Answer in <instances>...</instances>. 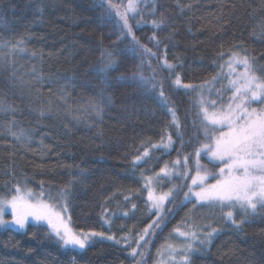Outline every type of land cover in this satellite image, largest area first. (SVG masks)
Instances as JSON below:
<instances>
[{"label": "trees", "instance_id": "1", "mask_svg": "<svg viewBox=\"0 0 264 264\" xmlns=\"http://www.w3.org/2000/svg\"><path fill=\"white\" fill-rule=\"evenodd\" d=\"M137 8L129 14L133 34L157 53L151 69L145 63L143 72L163 82L168 104H161L169 118L151 100L154 105L133 98L134 91L123 82L120 88L108 87L113 104L102 118L84 110L101 83L92 71L106 33L99 0H0V45L23 41L26 49L0 69V103L16 109L0 113V196H10L16 183L45 194L67 186L76 231L126 237L120 244L94 237L83 250L65 249L44 225L0 229V264H156L174 229L205 226L201 207L187 201L181 205L182 196L167 204L165 224L149 228L158 214L148 201L146 179L205 142L197 102L201 94L218 99L219 93L224 103L232 95L226 68L221 69L230 51L247 55L264 79V0H142ZM161 18L164 24L157 29L152 21ZM132 48L140 60L147 59L129 37L124 47L112 50L118 65L126 63L123 55ZM161 57L174 65L172 74L161 69ZM177 74L182 83L204 85L203 92L177 87ZM9 128L18 135L22 131L27 140H16ZM167 135L174 141L171 148H149V157L133 165L138 150L162 138L167 142ZM161 181L157 193L178 188L181 179ZM209 223L218 232L211 245L189 257V264H264V210L246 218L240 229L224 221ZM146 228H159L158 235L149 232L147 244L139 241L143 256L133 258L131 249Z\"/></svg>", "mask_w": 264, "mask_h": 264}, {"label": "snow or ice", "instance_id": "2", "mask_svg": "<svg viewBox=\"0 0 264 264\" xmlns=\"http://www.w3.org/2000/svg\"><path fill=\"white\" fill-rule=\"evenodd\" d=\"M142 0H127V5L121 3H113V0H99V6L104 9L101 14V20H109L115 15L119 18L117 21L119 25V34L117 41L123 40L131 36L132 41L137 47L141 49L142 57L137 65L136 70L130 75L126 76L120 73L116 77H111L110 72L118 65V61L113 57V51L109 48H104L101 51V59L95 71L101 75V83L95 98L89 99L87 112L94 113L97 117L102 118L103 113L107 107L113 104L111 95L107 94V89L113 79L118 81H129L132 84L143 89L142 94L159 89V98L161 102L168 104V99L165 96L163 82L157 81L155 75L145 76L143 67L145 63L151 69V58H157V53L153 52L151 48L140 44L132 31V25L129 23V13H137V5ZM123 9V10H122ZM152 24L159 29L163 26L164 20H153ZM152 39L156 40L159 45L160 41L156 39L155 34ZM117 42H113L112 47L115 48ZM6 50V51H5ZM26 49L23 47V41H17L15 45L9 47L8 44L0 45V69L8 66L9 59L17 53H25ZM35 55V53H32ZM224 53H220L223 58ZM160 60V67L162 70L169 71L170 74L174 72V65L166 58H158ZM254 61H251L247 55L240 56L236 52L230 51L228 53V60L224 65H221L223 71L224 67L228 68L229 76L236 73V66L242 65L243 71L236 73L234 78H229L232 95L226 103L221 102L222 96L218 93V99H206L203 94L200 95L197 102L199 109L198 115L201 121V132L205 142L200 144L193 153L184 155L182 159L178 158L173 162V167L165 166L156 173L157 180L160 174L163 173L165 177L176 175L184 179H190V184L185 185L187 191L184 192V200L193 203L194 207H207L210 210H219L221 212V219L226 223L240 229L245 222L246 217L255 216L258 211L264 210V79L255 75L253 68ZM153 73L155 70L152 69ZM35 75V69H33ZM39 79V77H37ZM216 80V77H213ZM173 83L177 87L184 89H191L192 91L204 90V85L194 86L190 83H182L181 77L177 74ZM207 84V82H205ZM211 92V89H209ZM254 103L261 105L260 107H253ZM172 115V124L177 128L180 127L176 113L173 109H168ZM16 109L11 106L0 103V113H14ZM44 115L43 112L40 113ZM11 135L18 141H26L27 137L23 132L18 135L8 129ZM174 141L171 135H167V142L162 138L159 144H146L143 147L142 153L138 150L137 155L133 160L135 166L138 162L149 157V148L152 149H169L172 147ZM204 154L208 160L217 166L218 170H210L206 165L201 164L200 158ZM194 159V174L190 175L192 169L189 168V160ZM177 166L182 168V171L177 170ZM214 181V182H210ZM152 177L146 179L145 187L148 188V201L151 202V207L161 209V206L173 196L174 189L160 195L154 194L150 187ZM43 188V181L41 182ZM68 187L59 189L58 194L53 196L51 193L45 195L42 190L39 194L34 195L32 190L26 187H21L19 183L13 186L12 194L10 196H0V228H8L12 226L18 230H24L30 222H35L37 225L43 223L50 230L48 235L54 237L61 248L71 249H85L94 237L102 239L114 240L115 243L120 244L121 240L116 239L113 235H107L104 232L83 230L76 231L71 227V217L66 216L68 211L67 195ZM194 198V199H193ZM127 199V197H125ZM64 200V203H59ZM53 201V202H49ZM135 208V205H133ZM227 209V211H225ZM234 212H239L242 217L237 219ZM11 216V219H6V215ZM127 215V213H125ZM163 217H159L154 221L151 227H159ZM107 222V221H106ZM210 229V230H207ZM180 237L184 238V243L181 247L176 248L169 246V252L177 254L181 257L182 264H189L190 255L201 250L206 249L211 245L214 236L218 229L205 225L199 231H181L179 227L174 229ZM149 235V229L144 230V234L139 236L137 240V247L132 248L130 255L133 258L142 257L143 253L138 251L140 247L139 241H144L145 236ZM200 247H194V245ZM137 264H142V261H137Z\"/></svg>", "mask_w": 264, "mask_h": 264}, {"label": "rangeland", "instance_id": "3", "mask_svg": "<svg viewBox=\"0 0 264 264\" xmlns=\"http://www.w3.org/2000/svg\"><path fill=\"white\" fill-rule=\"evenodd\" d=\"M113 3H118L119 4V3H121V0H113ZM122 3H123L124 6H126L127 5V0H122ZM118 20H119V18L116 17L115 15H113V17L111 19L103 21V25H104V28L106 30V33H105L103 45L99 49L98 56L96 57V61L94 62V66L92 68V71L96 75H98V77H100V79L102 77H101V75L98 72L95 71V69L98 66L99 61L101 59V51L104 48H109L110 50H114L116 48L124 47V45L127 44L128 40H129V37H131V36H129L127 38H124L123 40L117 41V37H118L119 31H120L119 25L117 23ZM113 42H117V45H116L115 48L112 47ZM123 56H124V59H125L126 63L123 64L121 62L119 65H117V67H115V69L110 72V76L111 77L114 78L117 75H119L120 73H124L126 76H130L136 70L137 65L140 63V58L137 55V51L135 49H133V48L126 50L125 54ZM127 61H130V62H127ZM251 61H253V60H251ZM128 66L130 67V69L128 68ZM225 68H226V77H229V78H234L236 73H239V72L243 71V66L242 65H237L236 66V73H233V74H231L229 76L228 68L227 67H225ZM253 68L255 70V75L257 77H259L258 72H257V66H256L255 63H253ZM229 78H228V82H229ZM122 82H123V84H124V86L126 88L128 87L129 89H132L134 91V93H132V95L134 94L132 96L133 98L142 97V98H144L142 100H148L150 102V104L154 103L155 105L153 104L154 105L153 108L158 110L165 117L167 116L169 118L168 113H167L164 105L161 104V100L159 98L158 92L153 91V92H150L148 94H142L143 93V89H141L140 87L132 84L129 81H118V80H115V79H113L111 81L110 84H112V85H110V86L111 87L115 86L116 88H120L122 86L120 83H122ZM114 83H116V84L114 85ZM228 85L230 86V84H228ZM230 88H231V86H230ZM97 92H98V90L96 91V93ZM107 94H108V92H107ZM129 97H131V95ZM206 99L212 100V99H215V98L207 96ZM121 110H122V108H121ZM194 159L195 158L193 157L192 159L189 160V168L192 169V171L190 172V175L194 174V168H195ZM203 160L204 161L206 160L205 163L203 162ZM200 161H201V164L206 165L210 170H213V171H217L218 170V162H217V166L214 167L213 163L208 160L206 155L202 154L201 158H200ZM172 167L173 166H171L170 168H172ZM177 170L178 171H182L183 169L180 168L179 166H177ZM173 177L175 178V177H178V176H176L174 174V175H172L170 177H165L163 175V173H161L160 177H159V180H157V177L152 178V182H151L150 187L154 191V194L160 195V194L163 193V192L162 193H157V190H156V186L158 184H163L162 181H161L162 179L165 180L166 182H170L171 180H173ZM179 178L181 179V182H180V185L178 186V188L169 187V189H168V191L171 188L174 189L173 196L169 198L170 200H174L176 197H180L181 198L182 196L184 198V192L187 191V187L185 185L190 184V179L186 180L183 177H179ZM210 182H214V181H211V179H210ZM33 194L37 195L39 193L38 192H36V193L33 192ZM47 194L48 193H46L45 195H47ZM52 195L56 196L57 193H53ZM49 202H53V201H49ZM64 202H65L64 200H60L59 201V203H64ZM168 203H169L168 201H165V203L161 206V209L159 211L157 209H154L156 211V213L158 214V218L161 217V216L163 217L164 215H167V212H168L167 211V204ZM67 204H68V211H69V203H68V201H67ZM200 210H201V216L204 218V220H206V222H205L206 224L205 225H209L210 224L209 222H211L213 224H215V223L221 224L223 222V220L221 219V215L222 214H221V212L218 209L217 210H210L207 207H201ZM68 211L66 213V216H69ZM198 211H199V209H198ZM225 211H227V209H225ZM197 213H200V212H197ZM234 215H235L236 218L241 216V214H239V212H234ZM249 217H246V218H249ZM5 218L6 219H11L10 214L6 215ZM246 218H244V219L246 220ZM166 221L167 220H165L163 222H160V223H164L165 224ZM30 224L37 225L35 222H30L28 225H30ZM28 225H27V227H28ZM39 225L46 226L43 223H41ZM160 226H161V224H160ZM27 227L24 230H26ZM71 227H72V225H71ZM0 229H15V228H13L12 226H9L8 228H0ZM16 230H18V229H16ZM181 231H184V230H181ZM149 232L151 233L152 229H149ZM158 232H159V228L155 229L151 234L154 235V237H156L158 235ZM185 232H187V231H185ZM92 242H93V240L90 242L89 245H91ZM183 243H184V238L180 237L178 233L174 232L171 235V237L168 239V241L161 247V249L159 251V254H158V257H157L156 264H182V260H181V257L179 255L169 252V246L179 248V247H181L183 245ZM194 247H197V246L194 245ZM193 253H196V252H193Z\"/></svg>", "mask_w": 264, "mask_h": 264}]
</instances>
